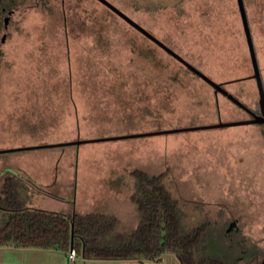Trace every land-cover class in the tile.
I'll list each match as a JSON object with an SVG mask.
<instances>
[{
	"label": "rangeland",
	"instance_id": "obj_1",
	"mask_svg": "<svg viewBox=\"0 0 264 264\" xmlns=\"http://www.w3.org/2000/svg\"><path fill=\"white\" fill-rule=\"evenodd\" d=\"M106 1L212 81L229 82L228 93L240 103L251 107L256 100L254 82L237 81L248 72L245 49L234 52L240 64L224 57L232 42L239 46L228 19L238 16L235 0ZM20 2L0 58V150L53 146L0 152L3 203L104 212L127 229L135 222L129 172L164 173L185 222L205 217L213 225L216 252L223 247L225 258L240 257L237 264H264L263 126L55 146L247 118L219 97L215 111L205 84L95 0ZM241 2L264 95V0ZM219 16L224 36L208 27ZM1 251L13 263L68 264L59 251ZM73 261L120 263L76 255ZM159 264L177 263L164 254Z\"/></svg>",
	"mask_w": 264,
	"mask_h": 264
},
{
	"label": "trees",
	"instance_id": "obj_2",
	"mask_svg": "<svg viewBox=\"0 0 264 264\" xmlns=\"http://www.w3.org/2000/svg\"><path fill=\"white\" fill-rule=\"evenodd\" d=\"M40 1L43 2L44 0ZM10 5L8 2V7ZM106 10L159 52L175 61L108 9ZM228 19L229 23H232V27H229L230 35H237L239 46L236 45L235 41L232 42L230 54L225 53L224 57L227 58V62L229 60V62L234 64V62L238 61L237 64H240V58H236L234 52L237 51L238 54L241 55L242 53L244 55L245 49L248 72L237 81L246 79L253 81L248 75L251 73V68L239 16L234 19L231 17ZM223 20L224 18L219 16L213 23H208V27L211 30L214 28L220 30L222 35L223 32L228 33V30L225 29L227 27L223 25ZM175 62L179 64L177 61ZM179 65L183 67L181 64ZM185 70L189 72L187 69ZM189 73L193 75L191 72ZM193 76L196 77L195 75ZM197 79L201 81L199 78ZM201 82L205 84L203 81ZM228 84L229 82L222 83V88L227 93ZM205 85L212 92L211 96L212 100H214L215 111L217 109L215 99L219 97L240 112V114L246 118L249 117L224 96L219 93H213V90L207 84ZM256 101L257 95L251 107L243 105L251 112L257 114ZM129 176L131 183L127 198L132 207L135 223L133 227L127 229L121 228L116 216L104 212L76 213L72 211L68 214H61L25 206L4 204L6 190L1 185L0 246L52 250L64 254L71 248L76 256L86 261L116 260L132 261L133 264H159L162 255L171 254L177 264L238 263L240 257H235L233 260L225 258L220 250L221 248L223 250V247L216 252L215 245L211 244L212 242L215 244L213 236L216 233L213 231V225H211L209 220L203 217L193 224L185 222L186 214L178 200L172 196L165 181L164 173L147 174L141 170L134 169L129 172ZM218 235L223 240L227 237V233H223L222 230ZM70 237L71 242L69 245ZM227 246L229 244H225V247Z\"/></svg>",
	"mask_w": 264,
	"mask_h": 264
},
{
	"label": "water",
	"instance_id": "obj_3",
	"mask_svg": "<svg viewBox=\"0 0 264 264\" xmlns=\"http://www.w3.org/2000/svg\"><path fill=\"white\" fill-rule=\"evenodd\" d=\"M95 1H97L99 4L104 6L106 9H108L110 12H112L114 15H116L119 19H121L124 23H126L128 26H130L132 29H134L136 32H138L140 35L145 37L147 40H149L151 43H153L155 46H157L159 49H161L163 52H165L167 55H169L171 58H173L179 64H181L185 69H187L189 72H191L197 78H199L201 81H203L205 84H207L213 90V93H219L220 95L224 96L228 101H230L232 104H234L235 106L240 108L242 111H244L249 117L247 119H243V120L227 121V122L217 121L216 123H212V124L189 126V127H183V128H177V129H167V130L154 131V132L136 133V134L112 136V137H101V138H93V139H86V140H74V141H69V142L58 143V144H55V146L78 145L80 143H88V142L117 140V139H122V138L144 137V136L176 133V132H182V131L213 129V128L240 126V125L257 124V125H263L264 126V95H263V90H262V86H261V82H260V78H259V74H258L256 60H255V56H254V52H253V48H252L251 38H250L249 30L247 27L245 13L243 10L241 0H235V3H236V8H237L240 24L242 27V33L244 36L247 55H248L250 68H251V74L249 75V77L251 79H253V81H254L256 95H257V101H256L257 108H258L257 114L251 112L242 103H240L237 99H235L231 94L227 93L222 88V83L213 82L211 79H209L203 73H201L196 68H194L192 65L187 63L179 55H177L175 52H173L171 49H169L167 46H165L158 39L153 37L149 32H147L145 29H143L141 26H139L137 23H135L133 20H131L129 17H127L124 13H122L120 10H118L116 7H114L108 1H106V0H95ZM49 146H53V145L26 146V147H22V148H12V149L0 150V152H9V151H15V150H19V149L26 150V149H32V148L49 147ZM70 242H71V237L69 240V245H70Z\"/></svg>",
	"mask_w": 264,
	"mask_h": 264
},
{
	"label": "flooded vegetation",
	"instance_id": "obj_4",
	"mask_svg": "<svg viewBox=\"0 0 264 264\" xmlns=\"http://www.w3.org/2000/svg\"><path fill=\"white\" fill-rule=\"evenodd\" d=\"M8 2L11 4L10 7H8ZM20 5V0H0V58L6 52L5 40L8 24Z\"/></svg>",
	"mask_w": 264,
	"mask_h": 264
},
{
	"label": "crops",
	"instance_id": "obj_5",
	"mask_svg": "<svg viewBox=\"0 0 264 264\" xmlns=\"http://www.w3.org/2000/svg\"><path fill=\"white\" fill-rule=\"evenodd\" d=\"M25 207L39 209V210H44V211H50V210H48L46 208H42V206H29V205H25ZM50 212H53V211H50ZM134 223L135 222H133V224L131 225V227L134 226ZM6 248H12V247H9V246H0V264H22L21 262L20 263H17V262L13 263L10 260L4 259L2 257L3 256V252L1 250L2 249H6ZM14 249H29V248H14ZM32 249H34V248H32ZM119 262H120L119 264H128V263H126L124 261H119Z\"/></svg>",
	"mask_w": 264,
	"mask_h": 264
},
{
	"label": "built area",
	"instance_id": "obj_6",
	"mask_svg": "<svg viewBox=\"0 0 264 264\" xmlns=\"http://www.w3.org/2000/svg\"><path fill=\"white\" fill-rule=\"evenodd\" d=\"M74 256H75V252L73 251V249H71V248L68 249V251L66 252L68 264H79V263L73 261Z\"/></svg>",
	"mask_w": 264,
	"mask_h": 264
}]
</instances>
